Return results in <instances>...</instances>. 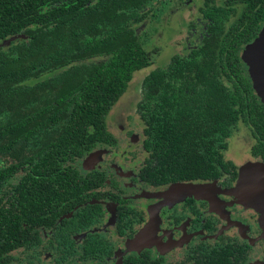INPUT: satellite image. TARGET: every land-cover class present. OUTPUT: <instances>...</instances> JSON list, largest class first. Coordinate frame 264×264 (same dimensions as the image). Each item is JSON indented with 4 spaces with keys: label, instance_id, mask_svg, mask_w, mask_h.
I'll return each mask as SVG.
<instances>
[{
    "label": "trees",
    "instance_id": "1",
    "mask_svg": "<svg viewBox=\"0 0 264 264\" xmlns=\"http://www.w3.org/2000/svg\"><path fill=\"white\" fill-rule=\"evenodd\" d=\"M156 1L0 0V40L23 35L0 48V264L39 245L38 227L67 235L100 213L98 204L85 203L104 193V173L80 174L72 162L98 143H113L105 116L132 73L150 64L134 24ZM240 1L231 19L230 3H205L201 42L142 76L134 112L148 154L143 180L233 177L235 166L221 153L226 144L216 142L238 121L254 138L250 153L264 161V108L238 57L264 21V0ZM116 212L120 232L126 208ZM93 249L88 243L85 254ZM242 252L227 244L194 253V264H237ZM127 260L161 264L147 251Z\"/></svg>",
    "mask_w": 264,
    "mask_h": 264
},
{
    "label": "flooded vegetation",
    "instance_id": "2",
    "mask_svg": "<svg viewBox=\"0 0 264 264\" xmlns=\"http://www.w3.org/2000/svg\"><path fill=\"white\" fill-rule=\"evenodd\" d=\"M205 3L207 4V6L222 5L228 7L229 3L233 5L235 9L232 12V16L229 17V19L234 18L237 14H239L240 8L242 6V2L240 0H222V2H218V3L213 2L212 0H203L201 6H199V13L201 20L199 26L202 29L200 31V38L196 44L188 46V48L185 51V54L190 48L198 45L201 42L202 36L204 35L206 29V20L202 17L201 9L205 7L206 5ZM263 23L264 21L259 25L256 34L239 48L238 57L240 50L245 49L246 45L252 42V40L256 36H258L259 34L258 32ZM185 54H179V53L170 54L163 66H165L168 63V61L173 55L183 56ZM257 61L259 65L264 67V50L259 53ZM239 62L242 68V73L248 80L250 92L255 96L254 94L255 88H253L252 83L249 80L247 73L245 71V68L243 67V61H241L240 58H239ZM156 67H161V66H154L153 68ZM259 103L263 106L261 102ZM232 128L230 130L229 135L225 138H228L231 135ZM244 132L245 133L242 136L244 140L242 141L244 143L248 142V145H246L247 157L240 163H235L230 159H226V160H230L235 166V175L233 177L226 174V175H221L215 179L195 178V179L183 180L179 182L151 184L150 182L143 180L138 174L140 168L144 164L145 158L148 155L147 151L143 146L144 136L141 129L142 139L140 141V146L142 150L145 152V155L141 159L139 165L137 166L134 175L129 179L130 183L134 185L138 184L146 188H151V190L157 192L168 188L170 185H177L188 182L214 183V185L217 187L218 192L220 191L219 193H216V191H214V193L211 194L212 195L211 203H213L212 205L215 207L212 208L211 210L209 205L211 203H208L207 199L196 200L194 198H185L182 200L181 203L182 204L181 206L183 207L182 212L183 215L185 216L181 219L180 218L181 215H178L179 210H177V212H175L172 215L169 221H166V223H164L161 214L164 212L165 208H161L158 205H156L155 208L152 210L156 212V213L155 212L152 213L153 215L151 216L154 218L153 222L151 223L152 226L149 227L150 229H148L147 231H144L145 227H143L142 224L149 220L150 218L149 215H146L145 211H143L144 215H142V212L141 213L137 212L136 209L131 205V203H129V200L127 196L124 194L120 182L115 176L110 175L108 171L103 168L93 167L86 170L85 172L82 173L79 172V173L84 174L91 170H97L104 173V177H105L104 186L100 190L104 193L102 194L101 197H90L85 203V204H98L100 207V213L89 216V218L82 225H80L72 233L67 235L65 234V235L52 236V229L50 227H44V226L38 227L37 231L40 236V244L31 247L27 250H24L21 253H16L14 256L16 259L11 263L17 262L19 260L20 254L30 249H34L38 247L42 248L45 246L57 247L59 245H62L63 250L58 251L59 256L52 261V264H66V260L69 259H75L78 262L88 261L89 264H136L132 261H128L127 259L130 258L131 256L139 257L143 251H147L150 258L152 259H161L160 262L161 264H175V263L194 264L195 258L197 259V256H193L194 253L207 254L214 249L217 250L221 248L223 249L227 244L237 243L243 249L242 253H238L236 255L235 260L237 264H264V236L262 237L260 235L261 231H263L264 229L263 228L264 225L262 226V223L264 222V218L261 215V213L257 211L253 206L247 205L246 202L243 203V197L240 194L234 192L237 184L241 180V176L239 173L240 165L246 164L247 166V173L243 177L242 182H250L249 179H254V177H256L257 179H263L264 177L263 174L264 172L257 168V165L264 167V161H262L259 158V156H253L250 153V148L254 143V138L252 137L251 132L246 127V125L244 126ZM110 135L113 138V143H114L115 137L111 133ZM113 143H104V144H113ZM225 149H227V146ZM249 161H253L252 163L254 164H250ZM211 191L213 190L211 189ZM227 191H230L231 195L223 194V193L230 194ZM256 194L257 193H255L254 195ZM113 195H116L121 200V202H118L115 199H113L112 197ZM225 199L230 200L229 212L231 214H235V215H231V217L229 216V212L228 213L226 212L225 210L226 208L225 207L222 208L221 206V202ZM104 201L111 202L112 203L111 208H106V206L104 205L105 203ZM193 205H195V208H197L198 211L196 210L195 211L193 210L192 212L191 210L189 211L188 208ZM204 205L206 206L207 211L206 209L199 211V208H201ZM118 206H124L126 208V213L122 218L120 232H118L117 224H116V217H117L116 209ZM185 206L188 208L184 209ZM223 209L225 211H223ZM108 213L110 214L112 221L111 223L112 236L115 239H121L122 241L121 243H125V246L121 245V248L119 247L118 251L116 250L115 247L113 252H111V248L110 251H105L106 246L104 245L103 239L99 236V234H101L99 232L101 231L97 232L99 229H101L102 225L100 226V228L97 227L96 225ZM226 217L230 218L231 220L234 219L238 222L237 225L234 224L235 227L237 228V232L235 234L230 235L227 233L224 234L220 233V235L217 236L215 243H213L212 245L208 244L203 237L199 236L200 233L214 231L216 220H219L221 223H223V220ZM133 221H135V223H132ZM126 229H128L127 232L125 231ZM220 229L221 232H223L224 228H220ZM239 230L241 232L244 231L246 232L241 233L239 232ZM195 236L198 237L197 240L194 239ZM90 242L91 245L94 247V249L90 251L88 254H85L84 251L85 247ZM66 245L67 247L65 248ZM173 248L174 249L183 248L184 250L176 257H172L170 252L173 250ZM167 251L169 252L166 253Z\"/></svg>",
    "mask_w": 264,
    "mask_h": 264
},
{
    "label": "rangeland",
    "instance_id": "3",
    "mask_svg": "<svg viewBox=\"0 0 264 264\" xmlns=\"http://www.w3.org/2000/svg\"><path fill=\"white\" fill-rule=\"evenodd\" d=\"M202 1L203 0H158L152 4L146 18L139 23V25L136 23L134 24L139 28L137 31L138 41L143 49L149 53L150 64L146 67L135 70L132 73V77L128 81L124 92L110 107L107 115L105 116V126L115 137V142L113 144H96L87 153L72 162V165L81 173L90 168L96 167L103 168L107 170L110 175L115 176L120 182L129 203H131L137 212H142V215H144L143 211H145V214L149 215V220L142 224V226L145 227L144 231H147L150 229L149 227L152 226L151 223L154 218L151 216L153 215L152 213L155 212L152 210L156 205L161 208H165L161 217L163 218V222L166 223V221H169L177 210H179L178 215H181V219L185 216L183 215V207L181 206L183 199H207L208 203H211V194H213L214 191H216V193L220 192H218L214 183L210 182H188L170 185L168 188L157 192L151 190V188L142 187L138 184H131L129 180L134 175L137 166L145 155V152L140 146V141L142 139L141 129L143 125L138 115L134 112L136 101L139 98L138 88L140 80L142 76L154 66L162 67L170 54H185L188 46L194 45L199 41L200 31L202 30L199 26L201 21L199 6H201ZM212 1L216 3L222 2V0ZM263 28L264 23L260 27L259 32H261ZM9 37L0 40V48L9 45L11 41L18 38L15 37L9 40ZM253 55L254 51L251 52L247 49H241L239 52V58L241 61L244 60V58L248 59ZM251 65H254L253 61H251ZM243 67L246 68L245 63H243ZM48 74L49 73H45L36 79L30 80V82L47 76ZM244 126L245 125L239 121L232 128L231 135L228 138L224 137L217 140L216 143H222L223 141L226 143L227 149H221L224 159H230L235 163H240L247 157L246 145H248V142L244 143L242 141L244 140L242 136L245 133ZM239 173L241 180L236 187L243 183L242 179L247 173L246 164L240 165ZM12 181L13 179L10 180V184ZM211 189L213 191H211ZM227 192L230 193V191ZM223 194L231 195V193ZM104 202L106 208H111V202ZM229 202L230 200L226 199L221 202L222 208L225 207L227 213L230 211ZM244 202L245 201H243V203ZM212 204L213 203L209 204L211 210L215 207ZM185 208L188 207L185 206L184 209ZM188 209L189 211L191 210V212L193 210L198 211L197 208H195V205L190 206ZM203 209H206L207 211L205 205L199 208V211ZM225 210L223 209V211ZM231 215L235 214H231L229 212L230 217ZM111 223V216L108 213L96 225L99 228L102 225L101 229L97 232L101 231L99 232L101 234H98L103 239L104 245L106 246L105 251H110L111 248V252H113L115 247L118 251L119 247L121 248V245L125 246V243H121V239H115L112 236ZM132 223H135V221ZM234 224L237 225L238 222L234 219L231 220L228 217L223 220V223L216 220V228L214 227V231L200 233L199 236L203 237L208 244L212 245L215 243V240L220 233H227L230 235L235 234L237 232V228ZM220 228H224L223 232H221ZM125 231L127 232L128 229ZM239 232L241 231L239 230ZM245 232L246 231L241 233ZM260 235L262 237L264 236V229L261 231ZM194 239L197 240L198 237L195 236ZM62 250V245L57 247L45 246L42 248L38 247L30 249L20 254L19 260L11 264H52V261L59 256L58 251ZM183 250V248H173L170 252L171 256L176 257ZM168 252L169 251L166 253ZM66 264H89V262H78L75 259H69L66 260Z\"/></svg>",
    "mask_w": 264,
    "mask_h": 264
},
{
    "label": "water",
    "instance_id": "4",
    "mask_svg": "<svg viewBox=\"0 0 264 264\" xmlns=\"http://www.w3.org/2000/svg\"><path fill=\"white\" fill-rule=\"evenodd\" d=\"M20 37L23 38L22 34L18 35H12L9 37V40ZM248 51L251 52L254 51V55L250 58L246 59L244 58L243 63L246 64L245 71L247 73V76L249 80L252 83V86L256 88L258 91H261V95L264 96V67L259 65L257 58L259 56V53L264 50V28L259 32L258 36H256L252 42L248 43L246 45V48ZM251 61L254 62V65H251ZM261 97V96H260ZM248 190H249V183L243 182L241 185H238L234 192L237 194H240L243 197V201L246 202L247 205L253 206L257 210H260L262 212V216L264 215V185L262 183L261 185V198H251L248 196Z\"/></svg>",
    "mask_w": 264,
    "mask_h": 264
},
{
    "label": "crops",
    "instance_id": "5",
    "mask_svg": "<svg viewBox=\"0 0 264 264\" xmlns=\"http://www.w3.org/2000/svg\"><path fill=\"white\" fill-rule=\"evenodd\" d=\"M254 88V87H253ZM254 94L257 98V100L259 102H261L264 106V96H262L261 94V91H258L256 88L254 89ZM261 96V97H260ZM253 161H249L250 164H254L252 163ZM251 167V166H250ZM257 168L262 170L264 172V167H261L259 165H257ZM264 174V173H263ZM250 182L249 183V190H248V196L251 197V198H261V194H260V190H261V185L263 183L264 185V177L263 179H257L256 177H254V179H249ZM262 180V181H261ZM255 193H257L256 195H254ZM250 206V205H249ZM256 209V208H255ZM257 210V209H256ZM261 213L262 215V212L260 210H257ZM263 218H264V215H263ZM264 225V222L262 224V226Z\"/></svg>",
    "mask_w": 264,
    "mask_h": 264
}]
</instances>
